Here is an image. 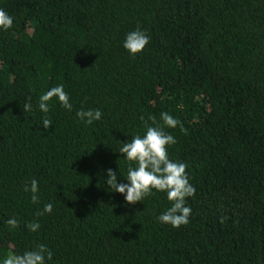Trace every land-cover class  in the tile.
Here are the masks:
<instances>
[{
	"label": "trees",
	"instance_id": "obj_1",
	"mask_svg": "<svg viewBox=\"0 0 264 264\" xmlns=\"http://www.w3.org/2000/svg\"><path fill=\"white\" fill-rule=\"evenodd\" d=\"M0 8L14 18L0 31V258L45 244L47 264H264V0ZM137 27L150 41L131 56L122 42ZM59 84L72 110L54 97L41 113L39 97ZM89 108L103 113L92 125L76 116ZM162 112L186 129L164 130L176 137L169 158L188 165L195 187L179 228L157 219L171 206L165 193L128 205L106 185L107 169L126 182L120 143L150 117L162 126ZM32 179L37 203L24 191Z\"/></svg>",
	"mask_w": 264,
	"mask_h": 264
},
{
	"label": "clouds",
	"instance_id": "obj_2",
	"mask_svg": "<svg viewBox=\"0 0 264 264\" xmlns=\"http://www.w3.org/2000/svg\"><path fill=\"white\" fill-rule=\"evenodd\" d=\"M14 18L7 11L0 8V31H7L13 27ZM150 37L145 31L139 27L125 34L122 47L131 55L135 56L141 52L149 43ZM59 102V105L65 110L71 111L73 104L70 102L69 94L65 91L64 85L59 84L49 88L43 95L39 97L38 108L41 113L49 112V101L53 98ZM30 99V98H29ZM24 111H31V103L24 104ZM100 109H81L76 112V116L86 125H92L95 121L102 118ZM160 119L163 121L161 126L156 122L155 117H150L152 125L147 122L144 125L143 134H135L130 140H126L121 144L118 152L121 154L126 172L119 174L123 176L126 182H118L117 172L113 169L105 170L107 191L118 193L123 197L124 203L128 205L142 202L147 196L155 192L165 193L170 207L164 210L158 217V221L162 224L171 225L179 228L189 223L191 208L186 204V198L193 197L195 187L189 182V176L186 171L188 165L184 162L172 160L169 158L168 147L176 143V137L164 129H175L180 127L181 132L186 129L180 124V121L168 112L160 113ZM41 125L46 131L52 121L46 117H42ZM25 192L31 194V202L39 201L40 188L38 181L32 179L30 186L25 185ZM53 204L51 202L44 205L39 213H51ZM6 225L11 229L18 227V221L10 218L6 221ZM29 231L37 232L40 224L36 222L26 225ZM53 253L45 244H38L32 250H25L22 254H13L4 258H0V264H47L52 259Z\"/></svg>",
	"mask_w": 264,
	"mask_h": 264
}]
</instances>
